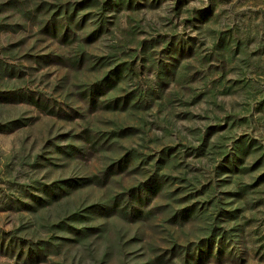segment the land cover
<instances>
[{"label":"rangeland","instance_id":"rangeland-1","mask_svg":"<svg viewBox=\"0 0 264 264\" xmlns=\"http://www.w3.org/2000/svg\"><path fill=\"white\" fill-rule=\"evenodd\" d=\"M0 264H264V0H0Z\"/></svg>","mask_w":264,"mask_h":264}]
</instances>
